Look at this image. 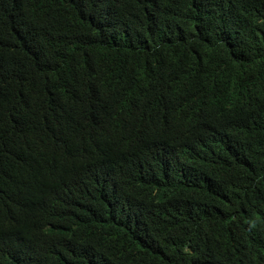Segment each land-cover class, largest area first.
<instances>
[{
    "label": "trees",
    "instance_id": "16d2710c",
    "mask_svg": "<svg viewBox=\"0 0 264 264\" xmlns=\"http://www.w3.org/2000/svg\"><path fill=\"white\" fill-rule=\"evenodd\" d=\"M0 264H264V0H0Z\"/></svg>",
    "mask_w": 264,
    "mask_h": 264
}]
</instances>
